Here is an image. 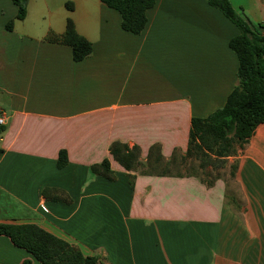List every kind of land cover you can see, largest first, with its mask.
<instances>
[{"label":"crops","instance_id":"obj_1","mask_svg":"<svg viewBox=\"0 0 264 264\" xmlns=\"http://www.w3.org/2000/svg\"><path fill=\"white\" fill-rule=\"evenodd\" d=\"M230 1L264 24V0ZM30 2L19 21L0 0V225H37L98 264H264V125L229 159L239 200L223 178L207 187L191 175L128 172L110 153L120 142L138 146L143 164L156 145L165 162L185 155L192 119L222 109L239 84L237 27L207 0H156L134 35L101 0H74L70 19L93 45L74 62L70 47L47 41L69 17L39 37L22 30ZM104 160L112 179L91 170ZM25 261L41 264L0 235V264Z\"/></svg>","mask_w":264,"mask_h":264},{"label":"trees","instance_id":"obj_2","mask_svg":"<svg viewBox=\"0 0 264 264\" xmlns=\"http://www.w3.org/2000/svg\"><path fill=\"white\" fill-rule=\"evenodd\" d=\"M17 7L16 20L23 21L27 17L30 0H11ZM101 2L118 12L121 16V28L128 33L140 35L148 23L147 12L152 9L156 0H101ZM208 4L220 11L239 30V34L229 42L230 49L239 61V84L228 96L222 109L217 110L207 118H194L191 121V132L188 149L185 155L175 151L170 162H165L161 155L160 146L156 145L149 151L147 163L140 161L141 150L138 146L115 142L110 147L113 158L128 172L140 171L143 175L167 176L172 174L171 168L176 166V159L186 161L196 158L200 161L199 168L204 177L190 174L201 179L207 186L212 187L216 180L206 169H219L226 165L230 158H237L249 144L256 130L264 125V36L257 27L240 16L232 7L230 0H207ZM67 8L73 11L72 3ZM15 20L9 21L5 28L13 31ZM47 41L68 46L72 50L74 62H81L89 57L93 45L81 36L72 19L66 22L64 34L50 35ZM6 127L0 125V136ZM2 150L0 149V157ZM68 164L65 151L59 153L57 167L63 169ZM96 175L112 179L113 172L109 160L91 167ZM238 171V162L230 164V175L233 180ZM184 176L182 173L176 174ZM132 178V176H130ZM0 235L8 237L18 248L29 252L41 264H98L95 257H86L81 251L69 243L46 232L37 225H0ZM23 264H32L25 261Z\"/></svg>","mask_w":264,"mask_h":264},{"label":"rangeland","instance_id":"obj_3","mask_svg":"<svg viewBox=\"0 0 264 264\" xmlns=\"http://www.w3.org/2000/svg\"><path fill=\"white\" fill-rule=\"evenodd\" d=\"M80 2V0H77ZM74 2V0H31L30 2V16L20 26L23 27V31L30 35L37 36L43 34L46 31L48 24L52 23L55 26L59 21L63 23L65 19L70 18L71 12L67 8V3ZM44 28V30H43ZM25 29V30H24ZM181 155L177 156L176 166L171 168L173 174L182 173L184 175L197 174L204 177V172L199 168L200 161L196 158H189L186 161L181 159ZM232 161L222 166L219 169H212L208 167L206 173H211L212 179L217 176L225 179L229 186V197L230 199L239 200V189L238 186L230 175V164Z\"/></svg>","mask_w":264,"mask_h":264},{"label":"built area","instance_id":"obj_4","mask_svg":"<svg viewBox=\"0 0 264 264\" xmlns=\"http://www.w3.org/2000/svg\"><path fill=\"white\" fill-rule=\"evenodd\" d=\"M4 121H5L4 118L1 117L0 118V125H3L4 124Z\"/></svg>","mask_w":264,"mask_h":264}]
</instances>
